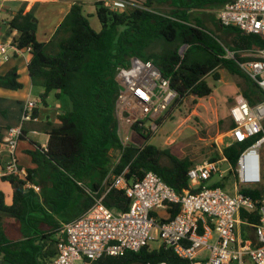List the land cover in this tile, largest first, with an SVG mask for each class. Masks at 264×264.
Listing matches in <instances>:
<instances>
[{
    "label": "trees",
    "instance_id": "16d2710c",
    "mask_svg": "<svg viewBox=\"0 0 264 264\" xmlns=\"http://www.w3.org/2000/svg\"><path fill=\"white\" fill-rule=\"evenodd\" d=\"M135 1L141 7L116 12L95 2V16L100 24V30L95 31L84 13L82 1L77 0L47 42L36 39L38 21L34 7L27 12L21 7L7 22L8 30L16 32L12 46L29 52L27 72L32 85L42 89L40 101L45 103L51 92H57L58 98L64 97L70 104L68 110L57 116L58 124L43 123L42 130L48 137L45 148L29 141L32 147L18 154L19 142L26 141L28 132L26 127L22 129L15 158L26 176L2 178V182L10 185L12 196L7 204L0 189V218L14 219L20 238H10L0 226V250L13 264H49L56 255L57 234L62 225L85 215L102 195L107 208L126 211L129 201L124 193L104 183L109 174L123 175L134 182L152 171L178 194L188 188L187 172L194 165L191 161L146 142L141 146H124L120 140L115 112L116 75L120 68L129 67L131 58L150 61L162 77L170 80L177 94L171 108L188 96H209L212 88L206 78L210 76L218 81L220 68L245 80L242 94L251 105L264 100L263 92L238 65L246 59L241 53L263 48L264 39L246 35L235 27H221L218 22L214 23L215 33H212L193 15L195 10L219 9L230 0ZM158 42L175 46L157 52L154 47ZM182 46H185L183 51ZM22 87L16 68L0 75V88L17 91ZM36 115L35 109L34 118ZM233 127L232 121L229 130ZM133 129L139 131L137 125ZM261 136L262 133L234 143L222 153L235 166L239 154ZM110 151L116 152L115 158ZM20 154L26 161H21ZM164 159L168 160L166 164ZM27 185L38 187L39 192ZM240 193L259 205L263 183L241 188ZM72 208L70 218L62 217ZM179 210V204H169L167 217L162 220H172ZM241 218L253 224L259 220L256 211H242ZM250 236L254 239L252 232ZM160 262L179 264L183 260L164 246L152 250L146 246L122 256H102L98 264Z\"/></svg>",
    "mask_w": 264,
    "mask_h": 264
},
{
    "label": "built area",
    "instance_id": "2783aa9c",
    "mask_svg": "<svg viewBox=\"0 0 264 264\" xmlns=\"http://www.w3.org/2000/svg\"><path fill=\"white\" fill-rule=\"evenodd\" d=\"M92 1L115 12L141 7L135 0ZM216 18L221 27H235L246 35L264 39V0H230L217 10ZM8 49L17 50L0 43V62L8 59ZM228 55L233 57L230 52ZM241 56L246 58L238 63L242 73L264 94V47L245 50ZM116 82L115 112L120 140L124 146L133 143L140 146L141 136L157 130V120L177 94L157 67L139 58H131L129 67L118 70ZM36 105L34 100L24 101L18 125L6 131L2 145L8 161L0 168V182L9 175L20 179L26 176L25 169L16 163L15 151L22 129L35 120ZM229 116L234 127L228 131L223 149L262 133L239 154L235 166L221 149L218 159H205L189 168L188 188L182 194L152 171L134 182L123 175L109 174L104 183L124 193L129 201L127 210L117 212L107 208L102 203L104 195L96 199L85 215L62 225L57 234L56 255L49 264H98L102 256L138 252L157 241L159 247L171 249L183 260L179 264H264V179L259 154L264 145V100L251 105L242 93H237ZM135 125L139 131L133 129ZM223 164L227 166L225 170L221 168ZM227 178L233 180L232 193L224 186H214ZM260 183L263 193L259 205L240 193L241 188ZM27 187L39 192L34 185ZM169 204H179L180 210L172 220L163 221ZM242 211H256L258 222L242 220Z\"/></svg>",
    "mask_w": 264,
    "mask_h": 264
},
{
    "label": "rangeland",
    "instance_id": "374dc122",
    "mask_svg": "<svg viewBox=\"0 0 264 264\" xmlns=\"http://www.w3.org/2000/svg\"><path fill=\"white\" fill-rule=\"evenodd\" d=\"M84 2V1H82ZM17 0H5V5L17 6ZM218 9H209L201 11H193V15L199 18L206 27L215 33L214 23L217 24L216 12ZM46 11V8L35 5L33 12L39 24L46 23L50 25L55 21L57 14L47 12V18H41V14ZM42 20V21H41ZM7 21V20H6ZM44 21V22H43ZM91 26L95 29L96 22L89 20ZM38 27V24H37ZM5 27L1 24L0 32L4 31ZM175 45L169 43L158 42L154 50L161 52L162 50L171 48ZM27 56V54H26ZM220 75L218 81H213L209 76L206 78L209 86L212 88V93L204 98H195L188 96L174 105L173 103L167 111L158 119V128L155 132L149 133L145 141L158 149L167 150L171 155L179 159H188L192 164H196L205 159H218L219 152L223 149L225 142L228 139L229 125L232 122L229 116V108L233 103L234 96L237 93H242L245 88V80L237 75L229 74L225 69L217 70ZM39 95L33 96V100H38ZM121 135V132H120ZM25 141H20V143ZM113 158L116 157V152L110 151ZM261 157V167L264 171V145L259 151ZM168 160L164 159L163 163ZM223 170L227 168L225 164L221 166ZM233 180L227 178L222 185L225 190L232 193ZM7 195V192H5ZM6 203H10L8 197L5 198ZM74 208L62 217L70 218ZM0 226L6 229L7 235L12 239L20 238L18 223L11 218L2 216L0 218ZM160 245L159 241L150 242L148 248L155 249Z\"/></svg>",
    "mask_w": 264,
    "mask_h": 264
},
{
    "label": "crops",
    "instance_id": "0c3cea01",
    "mask_svg": "<svg viewBox=\"0 0 264 264\" xmlns=\"http://www.w3.org/2000/svg\"><path fill=\"white\" fill-rule=\"evenodd\" d=\"M77 0H17L19 4L17 6L5 5V0H0V26L4 25L5 30L0 32V43L10 45L12 38L16 35L15 31H9L7 22L12 18L18 9L25 7V12L31 10L35 5L39 4L46 8V11L41 14V18L46 20L47 12L51 11V14H57L54 22L50 25V21L47 19L43 25L39 24L36 29V39L39 42H47L54 31L62 21L63 17L69 11L71 5ZM83 3L84 13L87 15L88 21L94 20L97 24L95 31L100 30V24L95 16V5L92 0H81ZM132 1V0H131ZM140 2L144 0H138ZM7 20V21H6ZM42 21V20H41ZM44 22V21H43ZM90 23V22H89ZM91 25V24H90ZM27 54V56H26ZM30 55L28 51H17L14 49H8V59L0 62V75H4L11 68H16L19 74V81L23 87L20 90L12 91L0 88V168L4 167L8 161L7 150L3 147L2 143L6 136V131L10 127H15L19 123L20 108L24 101L33 100V96L39 95L42 89L32 85L27 72V64ZM57 92H51L45 99V103L41 102L40 99L34 100L37 102L36 110L37 115L35 120L25 125L28 129L26 134V145L22 142L19 144L18 154L20 150L31 148L29 141L38 144L40 147L45 148L48 137L42 130L43 123L50 122L58 124L57 116L70 108L69 102L64 97H57ZM21 161H26V157L20 154ZM0 189L7 192L8 200L11 203L12 189L7 182H0ZM9 204V203H7Z\"/></svg>",
    "mask_w": 264,
    "mask_h": 264
},
{
    "label": "flooded vegetation",
    "instance_id": "af4514ba",
    "mask_svg": "<svg viewBox=\"0 0 264 264\" xmlns=\"http://www.w3.org/2000/svg\"><path fill=\"white\" fill-rule=\"evenodd\" d=\"M0 264H13L8 260L6 253L2 250H0Z\"/></svg>",
    "mask_w": 264,
    "mask_h": 264
},
{
    "label": "water",
    "instance_id": "95a60500",
    "mask_svg": "<svg viewBox=\"0 0 264 264\" xmlns=\"http://www.w3.org/2000/svg\"><path fill=\"white\" fill-rule=\"evenodd\" d=\"M184 49H185V46H182L180 50L183 51ZM141 138H142V143H141V145H143V144L145 143L146 139H145L144 136H141ZM133 144H134V143H133ZM141 145H140V146H141Z\"/></svg>",
    "mask_w": 264,
    "mask_h": 264
}]
</instances>
